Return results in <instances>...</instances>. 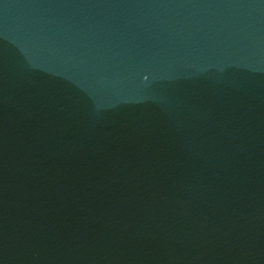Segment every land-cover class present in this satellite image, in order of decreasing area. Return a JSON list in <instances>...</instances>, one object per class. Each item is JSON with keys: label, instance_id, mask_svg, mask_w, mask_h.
<instances>
[{"label": "water", "instance_id": "obj_1", "mask_svg": "<svg viewBox=\"0 0 264 264\" xmlns=\"http://www.w3.org/2000/svg\"><path fill=\"white\" fill-rule=\"evenodd\" d=\"M0 264H264V0H0Z\"/></svg>", "mask_w": 264, "mask_h": 264}]
</instances>
